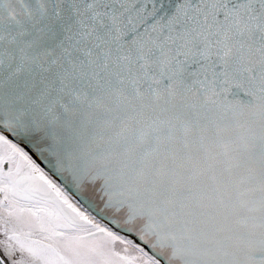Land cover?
I'll return each instance as SVG.
<instances>
[{"label":"snow or ice","instance_id":"snow-or-ice-1","mask_svg":"<svg viewBox=\"0 0 264 264\" xmlns=\"http://www.w3.org/2000/svg\"><path fill=\"white\" fill-rule=\"evenodd\" d=\"M0 264H264V0H0Z\"/></svg>","mask_w":264,"mask_h":264}]
</instances>
